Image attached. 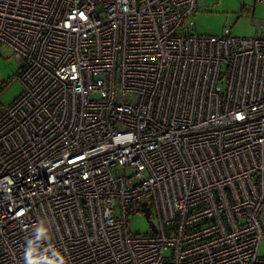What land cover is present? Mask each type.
Segmentation results:
<instances>
[{"label": "built area", "instance_id": "obj_1", "mask_svg": "<svg viewBox=\"0 0 264 264\" xmlns=\"http://www.w3.org/2000/svg\"><path fill=\"white\" fill-rule=\"evenodd\" d=\"M199 4L0 0V264H264V23Z\"/></svg>", "mask_w": 264, "mask_h": 264}, {"label": "rangeland", "instance_id": "obj_2", "mask_svg": "<svg viewBox=\"0 0 264 264\" xmlns=\"http://www.w3.org/2000/svg\"><path fill=\"white\" fill-rule=\"evenodd\" d=\"M199 6L193 18L194 31L200 36H221L230 28L233 36L248 39L255 37L264 23V4L258 0H200ZM19 68L13 52L0 44V109L13 103L24 91L17 74ZM129 222L133 234L144 235L151 230L149 220L142 214L131 216ZM259 247V255L264 257V239Z\"/></svg>", "mask_w": 264, "mask_h": 264}, {"label": "water", "instance_id": "obj_3", "mask_svg": "<svg viewBox=\"0 0 264 264\" xmlns=\"http://www.w3.org/2000/svg\"><path fill=\"white\" fill-rule=\"evenodd\" d=\"M147 214H149V213H148V210H146V214H145V216L148 218V215H147ZM153 229H155V228H153Z\"/></svg>", "mask_w": 264, "mask_h": 264}]
</instances>
